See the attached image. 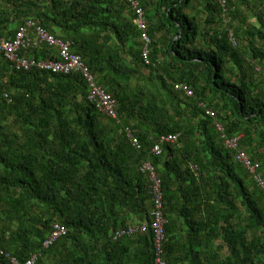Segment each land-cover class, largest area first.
Instances as JSON below:
<instances>
[{"label":"trees","instance_id":"1","mask_svg":"<svg viewBox=\"0 0 264 264\" xmlns=\"http://www.w3.org/2000/svg\"><path fill=\"white\" fill-rule=\"evenodd\" d=\"M138 1L150 65L123 0H0V41L25 20L70 41L119 114L96 110L79 73L17 70L0 53V264L7 253L21 264L32 254L35 264H153L150 229L111 240L152 220L145 161L161 178L166 264H264V192L215 129L239 137L264 178V0ZM53 49L21 55L56 59ZM168 134L175 142L154 155ZM54 223L66 234L44 248Z\"/></svg>","mask_w":264,"mask_h":264},{"label":"built area","instance_id":"2","mask_svg":"<svg viewBox=\"0 0 264 264\" xmlns=\"http://www.w3.org/2000/svg\"><path fill=\"white\" fill-rule=\"evenodd\" d=\"M133 10L135 14L134 23L140 30V42L141 50L140 57L144 65H150L149 45L150 37L148 35V23L146 22L143 8L140 6L138 0H123ZM232 32L229 31V39L235 45V39ZM40 45H47L57 50L56 59H34L26 58L21 55V51L29 48H37ZM70 41L62 40L47 32L42 26L34 22L33 20H25L21 23L12 38L2 39L0 41V53L3 57L9 61L13 67L17 70L28 71L30 69H39L49 71L52 73H79L87 86V99L91 102L97 111L103 113L107 117L119 123V114L116 100L107 93L101 86L97 84L94 76L90 72L89 68L82 62L80 56L72 54L70 51ZM174 89L182 92L184 95L192 96V90L185 84L175 83ZM204 108V105H201ZM205 114L214 117L211 110L206 109ZM215 129L220 133L221 139L224 142V146L235 153V161L242 166V168L249 174L251 180L255 183L258 189L264 192V178L258 173V163L252 162L249 156L242 151L238 146L239 137L229 138L225 136L223 126L215 123ZM126 136L132 147L139 148L137 138L134 136V132L125 127ZM176 135L168 134L166 137H161L152 147V153L159 155L161 153V145L163 143H174ZM140 171L148 178L150 194L153 196L152 203L153 208L151 213V222L141 223L139 225H127L123 228L117 229L113 235L112 240L118 241L125 238H132L139 233H146L149 229L153 235V264H166L163 259V246L166 240L164 225L166 224V218L163 213V199L161 192V178L158 176L155 168L150 162H145ZM66 234V229L63 225L54 223L52 229L43 242V247L48 248L53 245L60 237ZM0 253L3 252L0 250ZM5 256L9 259L11 264H21L13 256H9L8 253ZM38 255L32 254L22 264H35Z\"/></svg>","mask_w":264,"mask_h":264},{"label":"clouds","instance_id":"3","mask_svg":"<svg viewBox=\"0 0 264 264\" xmlns=\"http://www.w3.org/2000/svg\"><path fill=\"white\" fill-rule=\"evenodd\" d=\"M140 6H141V5H140ZM144 14H145V11H144ZM145 18H146V15H145ZM146 21H147V19H146ZM153 146H154V145H153ZM145 162H150V161H145ZM145 162H143V163L141 164V166H142ZM141 166H140V168H141ZM157 174H158V173H157ZM158 176H159V174H158ZM159 177H160V176H159ZM134 225H139V224L137 223V224H134ZM134 225H133V226H134ZM124 226L126 227L127 225H124ZM124 226H123V227H124ZM123 227H120V228H123ZM120 228H118V229H120ZM115 231H116V230H115ZM115 231H114V232H115ZM114 232H113V233H114ZM112 235H113V234H112ZM124 238H125V237H124ZM111 240H112V236H111ZM112 241H113V240H112ZM118 241H119V240H118ZM114 242H115V241H114Z\"/></svg>","mask_w":264,"mask_h":264},{"label":"crops","instance_id":"4","mask_svg":"<svg viewBox=\"0 0 264 264\" xmlns=\"http://www.w3.org/2000/svg\"><path fill=\"white\" fill-rule=\"evenodd\" d=\"M53 52L56 53V51L53 49ZM127 225H134L133 223H129Z\"/></svg>","mask_w":264,"mask_h":264},{"label":"rangeland","instance_id":"5","mask_svg":"<svg viewBox=\"0 0 264 264\" xmlns=\"http://www.w3.org/2000/svg\"><path fill=\"white\" fill-rule=\"evenodd\" d=\"M253 21V20H252ZM232 32V31H231ZM231 34H233V32L231 33Z\"/></svg>","mask_w":264,"mask_h":264}]
</instances>
